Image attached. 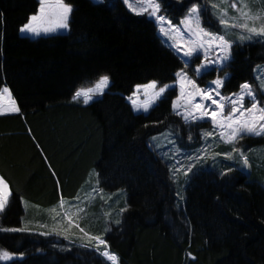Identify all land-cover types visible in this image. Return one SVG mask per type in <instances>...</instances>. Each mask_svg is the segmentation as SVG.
<instances>
[{
    "label": "trees",
    "instance_id": "16d2710c",
    "mask_svg": "<svg viewBox=\"0 0 264 264\" xmlns=\"http://www.w3.org/2000/svg\"><path fill=\"white\" fill-rule=\"evenodd\" d=\"M65 2L73 8L67 34L30 39L20 29L38 13L39 0H0V90L9 88L20 108L0 116V176L12 190L0 226L23 227L25 214L26 221L48 224L46 213L61 196L85 197L98 173L103 193L97 196L118 204L109 209L104 201L98 222L81 226L102 232L120 264H264V166L254 163L251 175L224 162L222 170H198L179 200L169 167L151 144L169 128L195 129L172 110L177 91L148 113L127 102L137 85H174V72L183 67L155 21L130 13L122 0ZM192 2L160 0V14L179 24ZM211 21L218 23L208 9L202 22ZM261 65L264 43L234 46L225 90L252 83ZM102 75L110 78L107 92L86 105L73 100ZM228 167L233 171L223 175ZM122 200L128 210L113 225ZM106 226L111 231L104 234ZM0 248L22 254L8 264H108L93 250L59 249L54 237L37 233H0Z\"/></svg>",
    "mask_w": 264,
    "mask_h": 264
},
{
    "label": "snow or ice",
    "instance_id": "6c2138e0",
    "mask_svg": "<svg viewBox=\"0 0 264 264\" xmlns=\"http://www.w3.org/2000/svg\"><path fill=\"white\" fill-rule=\"evenodd\" d=\"M97 2L103 3V0H97ZM139 2L141 6L133 9L129 0H123V3L128 5L135 15L142 16L147 13L149 18L155 19L159 33L166 38L162 39V43L174 50L183 63V67L174 72L180 94L172 102L173 112L181 117L184 124L189 126V129L192 125L202 127L203 124L198 122L207 123L210 121L211 130L202 132L205 141L207 142L208 137L215 138L218 135L221 141L231 145L230 151L224 155V158L232 160L234 158L233 154H238L237 162L241 164L242 168L250 170L252 164L248 151L243 146L238 147V145L245 137H264V78L260 76L256 78L259 81V91L252 84L245 82L239 86L238 92L232 93L230 96L221 95L219 91L224 84V80L229 78L227 73H225L224 79L218 77L205 87H200L197 78L203 79L204 76L213 71V65L220 68V70L230 66L233 59L234 45L239 48L245 44L264 43V7L254 9L251 7L249 0H234L229 5L234 10V14L230 15L227 8H222L220 4L212 2V15L216 17L222 26V30L213 31L210 30L211 25L204 26L202 22V17L208 12V8L199 3L198 0L191 3L183 18L179 20V25H182V28L173 25L166 16L159 14L161 11L160 0H139ZM72 12V5L66 3L65 0H39L38 13L32 15L20 31L39 36L41 33L48 34L57 30H68ZM201 54L203 55V61H201ZM193 65L196 66L193 68ZM189 70H191V74H189ZM109 84V76L102 75L96 82L95 87L77 90L73 100L79 101L83 97V103L88 104L94 96L103 95ZM211 85H215V89ZM170 87L172 86L167 83L158 84L155 80L137 85L136 92H143L145 99L141 103L133 100V110L149 112L150 108L165 96ZM213 93L219 99L214 98ZM5 99L8 101L7 104L3 103ZM9 113H20V108L12 98L9 88L4 87L0 90V116ZM174 134L179 138L178 134L169 128L161 134V137L173 146L172 150L175 154H179L180 149L175 147L176 140L172 138ZM161 137H153L152 139L157 142ZM188 138L189 140L193 139L191 133ZM154 147L159 148L161 144L154 143ZM200 151L207 153L206 148ZM163 155L168 156V152H164ZM216 155H219V153ZM204 158L205 156L199 153L189 157L190 160L197 162ZM193 167H195V163L187 165L186 170L174 166L173 182L178 184V174L183 171L184 176L187 177ZM232 171L233 169L228 167L227 172L222 174L227 175ZM53 175H55L54 172ZM96 176L95 185L86 193L89 200H95L93 193H103V189L99 187V174L96 173ZM57 183L59 184V181ZM11 196L12 190L9 184L0 176V215L8 207ZM177 196L180 200H183V196L180 195L179 191ZM100 198L105 199L103 195ZM74 199L81 201L79 193ZM107 199L110 200L111 196H108ZM57 208L61 211H57ZM73 209H75V212ZM84 210L80 203L73 204L61 196L58 204L51 209L54 214L51 217L53 226L50 230L40 231L38 234L41 236H63V239L67 240L70 245L76 244L80 248L94 249L110 264H120L118 255L109 250V245L102 235H93L80 226L79 214ZM127 210L128 207L125 204L120 209L119 214L122 216ZM104 215L111 216V213L106 212ZM64 221H67L66 225ZM114 223L119 225L121 220L116 219ZM37 227L47 229L49 225L39 224ZM72 228L78 229L80 235H70ZM30 231L31 229L27 224L23 227L0 226V233H26ZM110 231V227L106 226L104 228V234ZM101 246L103 247L101 248ZM65 250L70 251L71 249ZM17 258L22 259V254L17 257L15 253L0 248V264H8V262Z\"/></svg>",
    "mask_w": 264,
    "mask_h": 264
},
{
    "label": "rangeland",
    "instance_id": "374dc122",
    "mask_svg": "<svg viewBox=\"0 0 264 264\" xmlns=\"http://www.w3.org/2000/svg\"><path fill=\"white\" fill-rule=\"evenodd\" d=\"M92 1L97 2V0H92ZM180 1L181 0H178V2H180ZM129 2H130V4H131V6H132L133 9H136V8H138V7L141 6L139 0H129ZM212 2H215V3L220 4L222 8H227L230 15L231 14H234V10L229 7V5L232 2H234V0H200L199 1V3L204 4L208 9H210V12L211 13H212V9H211V3ZM249 2L251 4V7L254 8V9L255 8L264 7V0H249ZM125 6H126L127 10L130 13L134 14V12L132 10H130V8L128 7V5L125 4ZM142 16H146V17L149 18V16H148L147 13H145ZM150 19H153L155 21L154 18H150ZM70 20H71V16H70ZM217 22H218V20H217ZM155 23H156V21H155ZM212 24H213V26L211 27L210 30H213V31H220V30H222V26L219 24V22L215 24L214 22L211 21L209 25H212ZM156 25H157V23H156ZM173 25L179 26L181 28L183 27L182 25H179V24H173ZM165 27H167V25H165ZM67 32H68V30H57L55 32H51V33H48V34L41 33L39 36L32 35L30 33H22V32H20V34L23 37H27V38H30V39H36V38H38L40 36H51V35H55V34H65ZM157 32H158V35H159V37L161 39H166V38L162 37L161 34L159 33L158 26H157ZM230 38H232V37H230ZM170 50L174 52V50H172V49H170ZM201 61H203V55L202 54H201ZM195 66L196 65H193V68ZM212 67L214 68V70L211 71L208 75L204 76L203 79L197 78V83L200 85V87H205V86L210 85L211 84V81L217 79L218 77L221 78V79H224L225 73H227L228 74V77L230 78V73L226 70L227 67H224L223 70H220V68L216 67L215 65H213ZM212 73H214L213 77L210 76V74H212ZM189 74H191V70H189ZM257 76H260V77L264 78V65L258 66L255 69L254 77H253V82L252 83L251 82H248V83L252 84L253 87H256L258 89V91H259V81L256 79ZM228 79H225L224 80L223 86L219 89L221 95L230 96L232 93H235V92L229 93V92H227L225 90V84H226V82H227ZM171 86L172 87H170L168 89V91L176 90L177 93H178V95H177V97H178L179 94H180L178 83H175L174 85H171ZM93 87H95V85ZM108 87L104 90V93L107 92ZM211 87L213 89H215V85H211ZM238 91H236V92H238ZM213 95H214V98L219 99V97H216L215 96V93H213ZM101 96L102 95L94 96L93 99L89 101V103H91L94 100L100 98ZM177 97L174 100H176ZM144 99H145V97L143 95V92L137 93L136 92V89H135L134 94L132 96H130L127 101L129 102V104L133 108V103H132L133 100H135L137 103H141V102L144 101ZM78 102L84 104L83 103V97H81ZM158 102L159 101H157L156 104ZM3 103L4 104H7L8 103L7 99H5L3 101ZM207 103H210V102H207ZM246 104H247V98H246ZM135 112H137V113H145L143 111H139V112L138 111H135ZM13 114H15V113H9V114H5V115H2V116L13 115ZM198 123H202L203 126L202 127H198L197 125H195V129L190 130V131H186L184 134L176 133V134H178L179 138H177V135H175V134L173 135L172 138L176 140L175 147H177V148L180 149V153L179 154H175L173 152V150H172L173 149V146L171 144H168L165 140H163V138L161 137V135L155 136V137H161V139L159 141H157V142H154L153 139H151V144H152L153 147H154V143H160L161 144V147H159V148L158 147H154V148L157 151V153L159 154V156L167 163V165L169 167V170L171 172L172 178H173V168H174V166L176 168H181L183 170H186V166L187 165H190V164L195 163V167L192 168L191 172L188 173L187 177H185L184 174H183V171H181L178 174V184L175 183L178 191L180 192V195L183 196L184 198H185L184 189L187 186V184L191 181L192 175L195 174L198 170L199 171L200 170L203 171V170L210 169V168L212 170H216L215 167H218L220 170H222L223 168L221 169V166H222V163L224 162V164H228V165H233V164L234 165H237L239 167V169L243 173L250 174L251 175V172L254 169V163L256 165H259L260 167L261 166H264V137H245L243 140H241L242 143L238 145V147L239 146H243L245 148V150L248 151L249 159H250V162L252 164L251 169L248 170V169L242 168L241 167V164L237 162L238 161V154H233V157L234 158L232 160H227V159L224 158V155L230 151L231 145L225 144L223 141H221L219 139L218 135H216L215 138L214 137H208L207 142L205 141V139L202 136V132L205 131V130H211V127L212 126H211L210 121L207 122V123H203V122H198ZM190 133H191V135L193 137L192 140H189V138H188ZM254 139H257V140L259 139V140H261V142L258 143ZM209 145H211V146H209ZM205 148L207 149V153L206 154L203 151H200L201 149H205ZM164 152H168V156H164L163 155ZM198 153L200 155H204L205 158L202 159V160H199L198 162L189 159L190 156H195ZM217 153H219V155H216ZM213 156L215 158H212ZM210 162H211V167L209 165ZM93 183L95 184L96 183V180ZM263 184H264V181H263ZM93 195L96 197L97 193L96 194L94 193ZM105 196L106 195H104V197ZM85 201H87V202L85 203ZM122 202H123V206L121 208H123L125 206V204H126L125 200H122ZM76 203H80L81 206L84 207L85 210L89 209L92 206V203L87 198V196H85L83 198L81 197V201H75V202H73V204H76ZM110 204L106 202V207H108L109 209H111L113 207V205H116L117 206L118 200L114 199V200H112L110 202ZM57 211H61V210L57 208ZM73 211L75 212V209H73ZM81 213L79 214V217H80L79 218L80 226L83 223V217L81 216ZM119 213H120V211H116L114 213L115 218L118 217ZM52 215H54V214H52ZM52 215H51V217H52ZM57 219H59V218H57ZM119 219H121V215H119ZM115 220L116 219H114V221ZM110 223L113 224V225H116L115 223H113V219H112V221ZM64 224L66 225L67 224V221H64ZM86 224H88V223H86ZM28 226L30 228L31 227H34V226L37 227V225H32V224H29ZM52 226H53V220L50 218L49 228L45 229V228H39V227H37V229L36 228L35 229L36 230H39V231H42V230L47 231V230H50ZM71 234H75L77 236L80 235L78 229H76V228H72L71 229L70 235ZM50 236L51 237H54L55 240L59 243V249H67L68 247H71V246H74V247L77 246L76 244L70 245L67 240L63 239V236H56V235H54V236L53 235H50ZM50 236H44V237H49L50 238ZM102 247L103 246H101V248ZM107 263L110 264V262H108V261H107Z\"/></svg>",
    "mask_w": 264,
    "mask_h": 264
},
{
    "label": "crops",
    "instance_id": "0c3cea01",
    "mask_svg": "<svg viewBox=\"0 0 264 264\" xmlns=\"http://www.w3.org/2000/svg\"><path fill=\"white\" fill-rule=\"evenodd\" d=\"M91 190V188H89L86 192H85V194L87 193V192H89ZM84 193V192H83ZM94 194V193H93ZM96 194V193H95ZM97 194H99V192H97ZM97 197V198H96ZM96 197H95V200H90V202L92 203V206L89 208V209H87V210H84L82 213H81V216L83 217V220H84V222H88L89 224H91V222L90 221H88V219H91V220H95L96 221V223L98 222V214H97V212L99 211V207L100 206H104V201H105V199H101V198H99L97 195H96ZM73 203V202H72ZM24 209H25V211L28 209V204H26V203H24ZM54 207V206H53ZM52 209V208H51ZM51 209H49V211H47V215H46V217L48 218V220H49V222H48V225L50 224V218H51V215L53 214L52 212H51ZM25 217H26V214H25ZM25 217H24V220H23V225H25V224H27V225H29V224H32V225H39V224H45V222H44V220H45V218H44V220H41V219H37L36 220V222L35 223H31L32 222V220H30V222L29 221H26L27 220V217H26V219H25ZM45 217V216H44ZM104 217L107 219L109 216H105L104 215ZM109 221V220H108ZM95 223V222H94ZM92 225V224H91ZM37 229V227L36 226H34V227H31L30 229H31V231H30V233H39L40 231L39 230H36ZM42 231H45V230H42ZM48 231V230H47ZM91 234H93V235H102L103 236V239L105 240V238H104V235H103V233L102 232H98V230H92V232H90ZM54 236V235H53ZM56 237V236H55ZM93 250V249H92Z\"/></svg>",
    "mask_w": 264,
    "mask_h": 264
}]
</instances>
